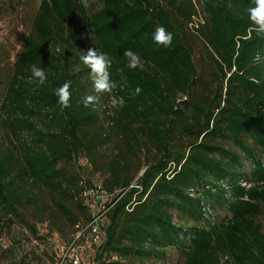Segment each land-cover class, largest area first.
I'll list each match as a JSON object with an SVG mask.
<instances>
[{"label":"trees","instance_id":"1","mask_svg":"<svg viewBox=\"0 0 264 264\" xmlns=\"http://www.w3.org/2000/svg\"><path fill=\"white\" fill-rule=\"evenodd\" d=\"M250 5L99 0L90 13L82 0H40L0 106L4 124L21 136L0 146V239L14 220L32 228L19 211L23 184L46 190L75 233L91 221L83 193L100 184L112 199L102 242L82 264H138L168 247L184 264H264V39L252 31ZM157 26L173 34L171 46L154 43ZM194 41L202 43L206 73ZM90 47L112 59L110 95L119 106L104 110L105 122L100 102L82 103L96 95L79 59ZM126 49L142 67H127ZM32 64L44 68V85L29 80ZM66 81L71 107L61 110L54 90ZM111 137L118 143L108 154L109 176L91 184L89 162L95 167ZM218 208L229 216L214 220Z\"/></svg>","mask_w":264,"mask_h":264},{"label":"rangeland","instance_id":"2","mask_svg":"<svg viewBox=\"0 0 264 264\" xmlns=\"http://www.w3.org/2000/svg\"><path fill=\"white\" fill-rule=\"evenodd\" d=\"M82 1L90 13L99 6V0ZM39 3L40 0H0V106L12 75L15 56L23 48ZM197 8L200 11L198 6ZM78 25L79 29L83 30L84 26L79 23ZM193 45L195 61L199 68L206 73L207 63L202 43L194 41ZM74 52H78V50H74ZM82 52V50L79 51L80 54ZM77 65L76 63L74 66ZM99 102L97 112L101 120L105 122L104 110L110 109L112 113L115 108H118L119 101L110 93H103L100 94ZM3 115L0 109V146L2 151H5L11 143L19 144L21 136L14 135L10 127L4 124ZM117 143L116 138L111 137V141L105 145L106 151L100 153L96 158L95 167H92L89 162L88 169L92 172L91 184L96 182L103 184L108 178L109 174L105 167L109 162L108 154L110 148L113 149ZM224 146L229 148L227 143ZM85 164L84 161L80 163V165ZM249 167L248 163L244 164L245 170H248ZM74 170L77 171L78 168L76 167ZM81 178L86 181V174L82 172ZM20 188L25 194V201L22 202L23 207L19 211L32 228L17 223L12 217L13 224L3 230L0 239V264H60L65 249L76 234L75 230L70 228L59 215L52 203L53 197L46 190L29 183L23 184ZM212 215L216 221L229 216L224 209L219 208L213 211ZM173 219L178 223L179 220L175 213ZM83 220L82 218L81 221L84 222ZM259 221L264 226V214ZM184 222L187 223V221ZM163 253L153 255L148 259L144 258L138 264H184L178 248L168 247ZM109 260L120 259L113 256ZM105 261L108 262L107 258ZM121 262L124 263L126 260L121 259Z\"/></svg>","mask_w":264,"mask_h":264},{"label":"clouds","instance_id":"3","mask_svg":"<svg viewBox=\"0 0 264 264\" xmlns=\"http://www.w3.org/2000/svg\"><path fill=\"white\" fill-rule=\"evenodd\" d=\"M246 11L248 19L253 26L252 31L255 32L258 38L264 39V0H251V5ZM152 39L159 46L169 47L173 42V34L168 32L165 27L157 26L152 34ZM123 55L127 57L128 68L136 69L143 66L139 54L131 49H126ZM79 59L90 70L89 78L96 93V95H85L82 98V103L84 107L93 106L99 103L100 94L111 93L117 88V84L111 79L109 71L112 66V59L107 53L98 51L95 47H90L86 51H83ZM30 71V81L34 80L40 86L46 83L47 74L44 68L32 64ZM70 88L71 81H66L54 90V95L58 98L61 110L71 107L72 93ZM140 91L141 89L137 88L136 94H139Z\"/></svg>","mask_w":264,"mask_h":264},{"label":"built area","instance_id":"4","mask_svg":"<svg viewBox=\"0 0 264 264\" xmlns=\"http://www.w3.org/2000/svg\"><path fill=\"white\" fill-rule=\"evenodd\" d=\"M84 204L91 213V221L85 226H76L77 233L74 240L65 249L63 260L68 257L71 264H82L85 254L91 252L94 246L102 242L100 223L109 210L106 205L111 201L112 194L104 191L100 184L83 193Z\"/></svg>","mask_w":264,"mask_h":264}]
</instances>
